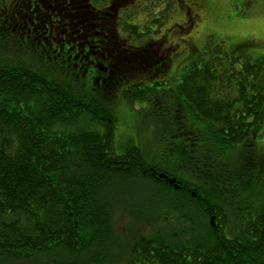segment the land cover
<instances>
[{
  "label": "trees",
  "instance_id": "obj_1",
  "mask_svg": "<svg viewBox=\"0 0 264 264\" xmlns=\"http://www.w3.org/2000/svg\"><path fill=\"white\" fill-rule=\"evenodd\" d=\"M152 16L140 28L119 17L98 22L100 32L88 34L98 35L94 40L79 41L78 34L76 43L55 41L56 51L43 36L33 45L0 20V264H118L124 248L114 214L126 190L143 192L135 206L145 215L154 217L159 206L177 212L164 219L173 220L167 230L148 219L153 230L133 246L132 264H264L262 190L254 194L216 161L252 141L261 126L264 63L206 46L164 103L157 92L165 81L146 77L154 53L138 45L160 29V17ZM121 33L136 43L122 46ZM111 91L146 103L139 111L153 114L155 131L168 120L181 141L184 177L131 141L116 145Z\"/></svg>",
  "mask_w": 264,
  "mask_h": 264
},
{
  "label": "rangeland",
  "instance_id": "obj_2",
  "mask_svg": "<svg viewBox=\"0 0 264 264\" xmlns=\"http://www.w3.org/2000/svg\"><path fill=\"white\" fill-rule=\"evenodd\" d=\"M32 1L34 0H0V20L4 22L5 27L15 33H23V37L28 34L33 45L43 36L44 39L41 41L51 43L53 51H56V44L54 41L50 42V36L56 39L58 44L66 41L68 44L76 43L77 41L73 39L78 34L79 41L94 40L98 35L88 34L91 31L100 32L102 26L98 22L108 24L119 17L121 21H128L129 24L140 28L150 22L152 15L159 16L161 23L159 31L156 30L157 32L141 38L138 45L149 47L154 53L153 63L146 77L152 78L148 80L165 81V85L164 83L161 85L162 90L157 92L164 103L168 95L175 93V87L184 73V68L200 59V55L206 51V46L208 49L218 45L223 52L233 57H247L252 62L259 60L264 63V0H118L120 2L118 4L121 5L116 8H109L112 0H106L102 4L98 2L99 0H42L41 3H34L37 6H34ZM102 8H105L103 10L106 11L104 13L106 16L96 14L95 11ZM47 17L51 20L58 19V26L52 29L53 33L50 36L46 31ZM43 20L46 28L41 27L43 23L40 21ZM87 22L88 25H85ZM55 33L57 35H54ZM126 34L121 33L126 38L122 46L134 45L136 42L134 43L132 36ZM36 46L37 53L42 54L44 46L42 44ZM5 50L3 47L0 53ZM166 50L170 53L164 56ZM27 51L29 54L26 55L29 57H32L30 54H37ZM170 56L168 65L163 67V73L158 72L156 75L155 69L161 68L162 61ZM118 92L112 94L111 91L110 96L118 115L114 132L116 145L120 147L131 141L169 174L184 177L182 174L186 172L181 166L184 161L181 156V141L175 138L174 132L169 131L168 120L165 118L167 124L163 130L155 131L152 127L153 114L147 109L145 112L139 111L140 108L149 106L138 101L126 102L119 97ZM158 114L157 118L154 114L153 119L156 118L160 123L163 113L159 110ZM191 130L194 131V128ZM195 144L197 145L196 142ZM221 159L218 158L216 161H222L231 168L229 170L235 173L237 183L244 179L254 194L261 189L264 199V114L254 139L237 146L223 160ZM143 196L142 191L141 194L139 191L133 194L129 190L118 196L123 209L121 210V207L120 210H115L114 229L124 248L118 264H132L133 246L153 230L148 219H153V225L156 227L167 230L173 225V220L164 222V219L177 216L175 210L164 211L160 206L153 214L154 217L145 215L144 208L135 206ZM261 206L264 207V204ZM185 228L186 225H183L180 233L186 234ZM225 235L230 237L228 230H225ZM29 262L19 261L18 264H37L39 261L34 258ZM6 264L16 263L11 261Z\"/></svg>",
  "mask_w": 264,
  "mask_h": 264
},
{
  "label": "flooded vegetation",
  "instance_id": "obj_3",
  "mask_svg": "<svg viewBox=\"0 0 264 264\" xmlns=\"http://www.w3.org/2000/svg\"><path fill=\"white\" fill-rule=\"evenodd\" d=\"M54 1V0H53ZM56 1V0H55ZM35 2H39V3H41L42 2V0H34V1H32V3L34 4ZM34 6H37L36 4H34ZM40 22H42L43 23V25L41 26L42 28H46L45 26H44V20L43 21H40ZM38 26H39V24H38ZM58 26V19H53V20H51L50 19V17H47V29H46V31H47V33L49 34V35H51L53 32H52V29L53 28H55V27H57ZM43 34H45V33H43ZM54 35H57V33H55ZM51 40L52 41H56V39H54V38H51Z\"/></svg>",
  "mask_w": 264,
  "mask_h": 264
},
{
  "label": "water",
  "instance_id": "obj_4",
  "mask_svg": "<svg viewBox=\"0 0 264 264\" xmlns=\"http://www.w3.org/2000/svg\"><path fill=\"white\" fill-rule=\"evenodd\" d=\"M173 182V181H172Z\"/></svg>",
  "mask_w": 264,
  "mask_h": 264
}]
</instances>
